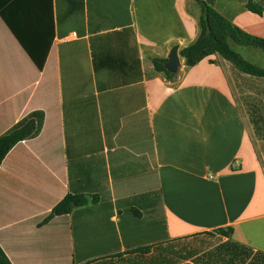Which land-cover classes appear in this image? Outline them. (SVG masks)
<instances>
[{
	"label": "crops",
	"instance_id": "1",
	"mask_svg": "<svg viewBox=\"0 0 264 264\" xmlns=\"http://www.w3.org/2000/svg\"><path fill=\"white\" fill-rule=\"evenodd\" d=\"M199 2L264 38V0H0V135L42 117L0 163V264H264V78L153 66Z\"/></svg>",
	"mask_w": 264,
	"mask_h": 264
},
{
	"label": "trees",
	"instance_id": "2",
	"mask_svg": "<svg viewBox=\"0 0 264 264\" xmlns=\"http://www.w3.org/2000/svg\"><path fill=\"white\" fill-rule=\"evenodd\" d=\"M198 6L200 14L197 21L199 31L197 38L179 52L180 57L184 59V65L193 67L206 57L218 54L224 60L230 62L237 71L249 76L264 78L263 68L246 61L230 46V42H233L238 46L251 47L264 52V38L243 31L206 3L199 2ZM248 9L258 15L262 13L260 7L252 4L248 5ZM16 36L32 62L38 68L41 67L42 61L41 58L37 57V53L31 50L23 38L19 35ZM166 61V59H153V66L156 72L163 73L166 79L170 80L175 74L169 73L164 68ZM41 121V114L35 112L16 123L6 133L0 135V163L16 144L24 140H30L38 134ZM84 204H86L84 196L67 195L53 209L52 215H66L70 213L73 207L83 206ZM218 231L225 236L232 234V228Z\"/></svg>",
	"mask_w": 264,
	"mask_h": 264
},
{
	"label": "water",
	"instance_id": "3",
	"mask_svg": "<svg viewBox=\"0 0 264 264\" xmlns=\"http://www.w3.org/2000/svg\"><path fill=\"white\" fill-rule=\"evenodd\" d=\"M198 1V0H196ZM164 68L172 74H176L181 68V61L179 55V46H173L167 55V61L164 64Z\"/></svg>",
	"mask_w": 264,
	"mask_h": 264
},
{
	"label": "rangeland",
	"instance_id": "4",
	"mask_svg": "<svg viewBox=\"0 0 264 264\" xmlns=\"http://www.w3.org/2000/svg\"><path fill=\"white\" fill-rule=\"evenodd\" d=\"M257 51H258V53H260L262 56H264V52H262V51H260V50H258L257 49ZM259 62V61H258Z\"/></svg>",
	"mask_w": 264,
	"mask_h": 264
}]
</instances>
